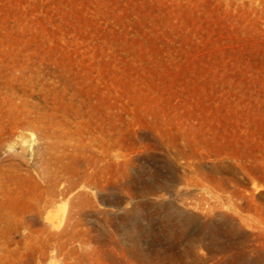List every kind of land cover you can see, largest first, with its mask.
<instances>
[{"label":"rangeland","instance_id":"obj_1","mask_svg":"<svg viewBox=\"0 0 264 264\" xmlns=\"http://www.w3.org/2000/svg\"><path fill=\"white\" fill-rule=\"evenodd\" d=\"M0 264H264V0H0Z\"/></svg>","mask_w":264,"mask_h":264}]
</instances>
